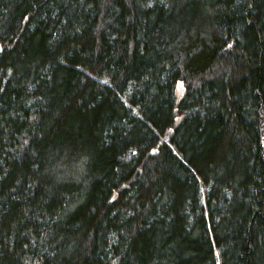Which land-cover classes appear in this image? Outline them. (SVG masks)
Here are the masks:
<instances>
[{
    "label": "trees",
    "instance_id": "1",
    "mask_svg": "<svg viewBox=\"0 0 264 264\" xmlns=\"http://www.w3.org/2000/svg\"><path fill=\"white\" fill-rule=\"evenodd\" d=\"M0 264H264V0H0Z\"/></svg>",
    "mask_w": 264,
    "mask_h": 264
},
{
    "label": "snow or ice",
    "instance_id": "2",
    "mask_svg": "<svg viewBox=\"0 0 264 264\" xmlns=\"http://www.w3.org/2000/svg\"><path fill=\"white\" fill-rule=\"evenodd\" d=\"M229 47H231V45H229Z\"/></svg>",
    "mask_w": 264,
    "mask_h": 264
}]
</instances>
